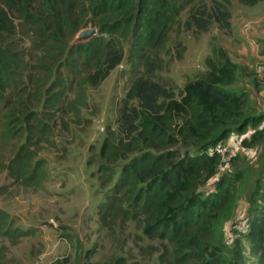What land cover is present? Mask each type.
I'll list each match as a JSON object with an SVG mask.
<instances>
[{
    "label": "trees",
    "instance_id": "obj_1",
    "mask_svg": "<svg viewBox=\"0 0 264 264\" xmlns=\"http://www.w3.org/2000/svg\"><path fill=\"white\" fill-rule=\"evenodd\" d=\"M236 1L252 8L263 0ZM231 2L0 0V109L7 110L0 138L6 144L14 140L15 146L24 131L32 138L36 107L75 106L67 97L74 75L97 87L124 59L131 65L134 76L120 100L116 129L108 130L97 155L99 181L110 184L97 209L102 222L132 220L144 237L157 241L140 245L149 259L158 253L145 264H247L243 239L257 256L255 264H264V208L251 200L247 219L238 221L247 224L246 231L233 227L241 237L228 234L237 210L236 182L244 177L233 171L217 178L222 157L216 147L231 135L252 129L243 145L264 142V112L254 111L246 92L229 88L238 66L220 46L205 60V73L182 87L157 75L164 64L159 53L174 26L194 35L217 26L228 34ZM88 23L97 34L71 44ZM38 126L45 129L40 121ZM16 151L8 169L17 180L27 183L42 174L37 167L28 173L26 144ZM114 263L128 264L121 258Z\"/></svg>",
    "mask_w": 264,
    "mask_h": 264
},
{
    "label": "rangeland",
    "instance_id": "obj_2",
    "mask_svg": "<svg viewBox=\"0 0 264 264\" xmlns=\"http://www.w3.org/2000/svg\"><path fill=\"white\" fill-rule=\"evenodd\" d=\"M230 10L234 26L228 34L217 26L198 35L174 26L159 53L164 64L157 75L182 87L187 80L205 73V60L214 58L221 46L239 68L229 88L246 92L254 111L264 112V0L252 8L232 0ZM185 18L182 14L180 22ZM233 45L235 50L229 51L227 47ZM133 76L126 59L97 87L74 75V88L67 97L75 106L63 111L36 107L32 138L28 139L24 131L15 146L11 144L14 140L6 144L0 138V264H116L117 258L128 264H145L157 257V251L151 259L142 252L140 245L158 243L144 237L137 222L121 217L114 223H109L110 218L102 222L97 209L106 201L110 186L108 181H99L97 155L108 130L116 129L118 106ZM6 112L0 109V133ZM38 121L43 123V131L37 129ZM259 128L264 131V120ZM252 132L235 133L221 144L226 163L218 168L217 175L240 171L244 177L236 182L235 219L225 229L239 238L242 234L233 226L246 218L250 201L264 208V142L253 146L242 143ZM20 143L31 151L28 173L35 167L42 172L36 170L34 180L27 183L17 180L8 169ZM241 247L245 262L255 264L257 256L249 243L243 239Z\"/></svg>",
    "mask_w": 264,
    "mask_h": 264
},
{
    "label": "water",
    "instance_id": "obj_3",
    "mask_svg": "<svg viewBox=\"0 0 264 264\" xmlns=\"http://www.w3.org/2000/svg\"><path fill=\"white\" fill-rule=\"evenodd\" d=\"M97 34V28L91 23L87 25V28L80 29L73 37L71 44H77L87 42Z\"/></svg>",
    "mask_w": 264,
    "mask_h": 264
},
{
    "label": "built area",
    "instance_id": "obj_4",
    "mask_svg": "<svg viewBox=\"0 0 264 264\" xmlns=\"http://www.w3.org/2000/svg\"><path fill=\"white\" fill-rule=\"evenodd\" d=\"M225 149V148H224ZM223 149L222 145H219L218 147H216V151L217 153H219L221 155V164L219 165V168H222V163H226V158L223 160V153L225 152V150ZM223 161V162H222ZM238 232L243 233L244 231H246L247 228V224L244 222H239L237 225L233 226Z\"/></svg>",
    "mask_w": 264,
    "mask_h": 264
},
{
    "label": "crops",
    "instance_id": "obj_5",
    "mask_svg": "<svg viewBox=\"0 0 264 264\" xmlns=\"http://www.w3.org/2000/svg\"><path fill=\"white\" fill-rule=\"evenodd\" d=\"M231 26H234V23H233V20L231 19ZM232 30V29H231ZM242 34H243V31H242ZM252 36H254V33H252ZM236 42H234V44H235ZM228 49H229V51H234L235 49H234V45L233 46H231V47H227ZM238 62H241V61H238Z\"/></svg>",
    "mask_w": 264,
    "mask_h": 264
}]
</instances>
